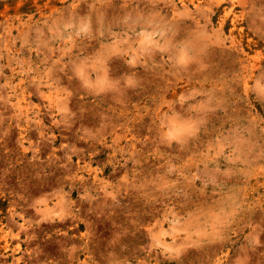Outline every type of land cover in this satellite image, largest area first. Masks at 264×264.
I'll use <instances>...</instances> for the list:
<instances>
[{"label":"rangeland","instance_id":"rangeland-1","mask_svg":"<svg viewBox=\"0 0 264 264\" xmlns=\"http://www.w3.org/2000/svg\"><path fill=\"white\" fill-rule=\"evenodd\" d=\"M0 264H264V0H0Z\"/></svg>","mask_w":264,"mask_h":264}]
</instances>
